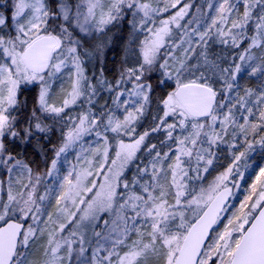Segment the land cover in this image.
<instances>
[{"label":"snow or ice","instance_id":"1","mask_svg":"<svg viewBox=\"0 0 264 264\" xmlns=\"http://www.w3.org/2000/svg\"><path fill=\"white\" fill-rule=\"evenodd\" d=\"M258 151L264 0H0V264H264Z\"/></svg>","mask_w":264,"mask_h":264},{"label":"trees","instance_id":"2","mask_svg":"<svg viewBox=\"0 0 264 264\" xmlns=\"http://www.w3.org/2000/svg\"><path fill=\"white\" fill-rule=\"evenodd\" d=\"M197 3H204V0H197ZM127 36V29L124 30V32L121 34V36L118 38L117 45L109 50V52L106 54V75L109 76V78H112L115 75V71L118 68L120 64V60L123 55V45L122 41H124L125 37ZM29 159H35L37 162H39V156L35 154L34 152L29 151L28 154Z\"/></svg>","mask_w":264,"mask_h":264},{"label":"rangeland","instance_id":"3","mask_svg":"<svg viewBox=\"0 0 264 264\" xmlns=\"http://www.w3.org/2000/svg\"><path fill=\"white\" fill-rule=\"evenodd\" d=\"M253 155H254V159L250 160L249 167L244 173L245 181L247 183L242 181L240 190H237L235 197L230 200V203L232 204V208L230 209V211L234 210L236 207L239 206V202L242 201V199H243V197L245 195V192L243 191V189H245L248 186V184L251 183V179H254L253 172H254V170H258L257 166L258 165L259 166H264V153H260L258 151L257 153H255ZM68 160L69 161L73 160V156H72L71 153L68 156ZM65 167H67V165H65Z\"/></svg>","mask_w":264,"mask_h":264},{"label":"water","instance_id":"4","mask_svg":"<svg viewBox=\"0 0 264 264\" xmlns=\"http://www.w3.org/2000/svg\"><path fill=\"white\" fill-rule=\"evenodd\" d=\"M231 200V199H230Z\"/></svg>","mask_w":264,"mask_h":264}]
</instances>
